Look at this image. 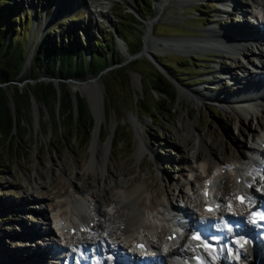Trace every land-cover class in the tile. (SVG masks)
Instances as JSON below:
<instances>
[{
	"label": "rangeland",
	"instance_id": "1",
	"mask_svg": "<svg viewBox=\"0 0 264 264\" xmlns=\"http://www.w3.org/2000/svg\"><path fill=\"white\" fill-rule=\"evenodd\" d=\"M137 1L139 0L126 1L128 3L126 4L123 0H112L107 4V8H100L105 13L103 17L93 14L91 0L10 1L9 8H16L19 16L26 14L29 36L39 29L36 41L47 32L51 38L58 39L60 33L72 30L80 40H85L89 44L83 31L90 30L93 36L99 38L100 33L106 34L107 29H113V24L117 22V17L121 13L134 14L141 22V26L132 31L133 34L132 29H126L125 36L130 39L131 45L126 40L125 46L115 38L120 64L108 67L107 72L122 67L126 85L115 84L108 92L102 79L98 78L103 92L104 120L98 130L97 141L104 145L109 136L111 137L103 174L88 166L93 156L90 150L92 129L88 136L79 135L69 141L67 132L62 128L57 129L56 126L58 106L56 101L44 106L30 99L32 104L30 102L27 110L22 112V124L16 129L17 137L24 138L25 142L19 144L15 150L13 149L15 139L5 145L0 138V249L5 251L0 252V264H32L35 259L25 257L30 251L29 249L23 251L25 244L34 248L32 253L34 258L39 254V249L49 247L51 243L43 242V239L49 236H35L26 241L20 236L21 233L17 232L30 228L36 232L41 229L42 234H45L46 227L53 231L50 206L61 199L57 196L67 195L73 187L81 185L87 186L90 190L100 183L114 187L116 178L125 183L126 189L138 190L141 207L145 206L148 209L145 207L143 209L152 213H147L150 215L145 216L144 223L147 224V221L150 223L149 221L155 219L156 221H153L159 223L160 232L164 230L162 236L164 239V236L169 234L168 226V229L172 226L169 216L162 212V207L156 206L155 202L157 204L168 198L174 206L184 209L185 205L194 200L198 206L194 208L193 215L199 219V212L203 207L200 194L204 178L199 167L202 159H208L206 161L208 163L213 162L211 158L214 157L216 150L220 151L218 159L224 162L230 160V157L240 158L241 155L247 154L251 157L254 154H250V151L256 148L257 144H264L263 112L235 114L212 99L200 97L201 94L231 97L235 90L232 88L233 85L247 71L253 72L250 63L257 62L256 59L250 52L244 50L235 55H228L214 52L209 48L196 49L197 47H191L192 43H189L201 40L205 36L204 31L210 28L228 30L231 33L238 31L242 24L247 31L251 29L254 32L256 27L258 31L262 30L264 21L254 17L252 0H235V14L229 10L231 5H221L225 0H153L147 9L141 5L144 13L147 11L151 13L150 17L145 19H141L137 13ZM48 7L49 13L44 17ZM37 8L38 10L41 8L42 11L35 14ZM222 8H228V11L224 13L220 10ZM53 20L55 21L51 25ZM148 20L153 22H151L153 25L149 24V28L143 24V21ZM149 37L152 40V53L128 60L131 56L128 51L134 50L141 39L140 51L145 39ZM177 43H180L178 49L184 52L176 50ZM258 48L260 47L257 46ZM192 50L195 52H190ZM262 59L258 60L264 64ZM157 60L171 67L167 70L158 64ZM156 74L163 75L173 86L175 104L171 108L168 107L169 111L156 107L154 101L156 95L149 91L146 79L154 78ZM173 77L179 81H175ZM27 82L21 81L18 87L23 89ZM70 85V82H65V89L71 100L77 95L88 105L87 92L84 90L73 92ZM56 91L58 92V88ZM166 91L170 93V89L166 88ZM180 91L189 94L181 95ZM196 96L202 101L195 102ZM141 97L142 101L135 104ZM72 102L74 104L75 101ZM152 106L156 107L154 113L148 112ZM189 120L193 121V135L201 136L206 142L207 149L198 150L195 138L189 137L183 131L181 124ZM134 125L143 130L148 148V151L140 155L136 154L138 140ZM55 133H60L63 139L61 140ZM97 149L99 152L96 156L100 158V153L104 149L101 147ZM198 152L200 156L191 157ZM53 194H56V197H53ZM38 196H40L38 199L43 197L47 199L43 203L33 200ZM33 206L43 208L45 214L43 210L41 216L38 215L36 212L38 208L33 209ZM158 231L155 235H159ZM146 233L143 229L136 231L138 238L135 240L145 243L143 237H146L147 242L152 243V248L155 249L154 239ZM116 238L112 236L107 239L108 245H117ZM126 247L127 244L125 246L120 244L119 248L122 250L120 253H125L124 251L129 249ZM15 249L25 256H21V259L15 257L17 253L12 251ZM190 250L187 249L188 252ZM102 255L104 256V253ZM43 262L41 264H56L52 263L50 258L44 259ZM161 264H168V261L161 260ZM224 264L243 263L236 257L233 260L227 257ZM256 264L260 263L256 260Z\"/></svg>",
	"mask_w": 264,
	"mask_h": 264
},
{
	"label": "bare ground",
	"instance_id": "2",
	"mask_svg": "<svg viewBox=\"0 0 264 264\" xmlns=\"http://www.w3.org/2000/svg\"><path fill=\"white\" fill-rule=\"evenodd\" d=\"M110 1L112 0H91V8L93 9V14H97L103 17L105 13L100 8H107V4L110 3ZM123 1L128 4L126 1L131 0ZM252 2V5L254 6L253 8L255 9L254 16H257V18L264 21V0H252ZM225 3L231 5L230 11L235 14L236 7L234 6L236 5V1L225 0ZM149 26L150 25L148 24V28ZM244 26L245 25L240 24L239 30L233 31L231 33L228 30L225 31L219 28H210L207 31H204L205 36L201 40L192 42L189 41V43H192L190 44L191 47H197L196 49L206 50V48H209L214 52L216 51L228 55H235L239 53V51L241 52L243 50L248 51L257 61L255 63H250L253 67V72L247 71L246 74L242 75L240 79L237 78L239 79L238 81L235 80V82H237L232 87L235 88V90L234 94L231 97H225L221 95L210 96L208 94H201L200 97H202L203 99H212L214 100V102L226 107L227 109L233 111L235 114L240 112H248L253 114L255 111L264 113V64L258 60L260 58L264 59V26H262V30L260 31H258L259 29L258 27H256L257 29H255L254 32H252L251 29L250 31H247V28H245ZM151 41L152 40H150V37L145 39V46L143 50V54L145 56L150 55L153 51ZM256 45L260 48L257 49ZM178 47H180V43L175 44L176 50L180 49H178ZM184 50L186 51L187 49ZM180 51L184 52L181 49ZM190 52L195 51L192 50ZM230 80H232V78H230ZM83 85H70V87L73 92L77 90H84L87 92V101L94 113L96 126L95 132H93V139L90 148L93 156L90 159L88 166L94 168L95 171L103 174L106 168V158L107 154L109 153L111 143L110 136L108 138V141L104 145L99 144L97 141L98 130L101 126V122L104 120L103 92L99 80H94L88 82L84 86ZM180 94L185 95L189 93L180 91ZM197 96L194 97L195 102H201V98H198ZM259 107H261V109ZM181 126L183 127V131L189 137L192 136L195 138L198 150L207 149V145L204 139L199 135H193L192 120L181 124ZM133 128L135 130L136 139L138 140L136 154L140 155L143 152L148 151L144 132L137 125H134ZM97 147H101L104 149L103 152L100 153V158L96 156V153L99 152ZM219 152L216 150L214 154V157L216 159H214V157L211 158L210 156V158L213 159V162L209 161L210 163L206 162L208 159H202L201 161L199 158H197L201 161L199 167L201 168L203 172L202 174L204 176H202V178H204L202 179L204 183L202 192L206 191L208 193V201L219 205L216 213L220 215V218L223 219L226 217H234L236 221L241 222V227H243L245 222H243L241 216L246 213L247 209L252 204H236L234 200L235 194L236 191H241L247 196L248 201H252V199H254V202H257L261 198H264V144H257V147L250 151V154L258 156L259 159H255V156L247 157L246 155H241L240 158L230 157V160L224 162L221 161L222 159H218V155H220L218 154ZM198 156H200L199 152L194 157H191L196 158ZM124 185V182H121L116 178L114 187H109V185L106 183H100L96 188L90 190V188H87V186L81 185L73 187L72 191L67 195L57 196L58 198L61 197V199L58 200V202L56 201V203H54L53 205H49L51 207L50 215L52 226L54 229L53 231L48 230L46 227L44 228L46 229L44 230L45 234H42L43 231L41 229H38V231L36 232L34 231V229L32 231V229L30 228L23 229V231L21 229L20 232H17L18 234L21 233L22 235L20 234V236H22V238H24L26 241H29L31 237L35 236H49L43 239V242L51 243L50 245H48L49 247H45L43 245L44 247L42 246L43 248L39 249V254L34 258L32 257L34 248L29 244H25L22 249L23 251L29 249L30 251L28 252V254H26L25 256V254L21 253L18 249V251L15 249L12 250L13 253H17V256L15 257L20 258L24 255L25 257H31L35 259L33 262H31L32 264H41L38 259H48L47 257L53 248L64 245L69 248H75L80 253L79 256H75L77 258V262L75 264H130L129 262L134 264V262L138 261L139 258L143 256H146L149 259V261L145 262L144 264H161V260L162 262H164L165 260L168 261V264L225 263L227 256L223 253L222 250H218L214 253L210 251H203L201 248H197L195 243H191L187 240V231L191 227L196 225L208 224L211 226L212 230L215 231L217 224L211 223L208 220L209 218H212L215 213H205L201 211L199 212V214H202L204 219L197 220V218L193 216L194 208L198 206V204H196V201L194 200L190 201L187 206L185 205L184 209H180L174 206V204L168 198L165 200L163 199V201L161 202L159 201L157 204L155 202L156 206L162 207V212H164L167 216H170L171 214L174 218H176V216H179L181 217V220H183L182 223L174 219L176 223H174V225L172 224L171 228L176 231L185 233L184 237L182 238L181 236H178L175 240L168 242L165 238L162 239L164 230H162L163 232H160L161 230H159L158 228L159 223H156L155 219H153L155 221H149L150 223H148V221L147 224L144 223L145 216L152 213L146 212V210L143 209L145 206L143 208L141 207V202H139L140 193L138 192V190L126 189ZM55 188L56 187H54V189ZM255 190L261 191V194L263 196L261 197L257 192H255ZM55 195L53 194V197ZM40 196L33 198V200L38 201L39 203H43V201H46V199L48 198V195H46L47 198L43 197L41 199H38ZM201 199L204 200V198ZM204 205H207V203H203V206ZM32 208H38L36 211L38 215H40V213H42V211L44 210L43 208H39L37 206H33ZM159 212L160 211H158V213ZM43 214H45V210ZM246 217L247 216H245V219ZM42 218H44V216H42ZM180 226L182 227L181 229ZM71 228L74 229L73 234H70L69 232ZM80 228L84 229L83 235L79 232ZM141 229L145 230L149 234V237H152V239H154V244L156 245L158 250H156L155 245V249L152 248V243H148V239L146 240V237H143L145 243H147L145 251L137 250L135 247L131 248V246H135V244L138 242L137 240H135L136 238H138L136 235V231ZM156 231L160 232L159 235H155ZM40 233L42 235H40ZM170 234L171 232L167 235ZM237 234L238 231L235 232L233 236ZM167 235H165L164 237H166ZM112 236L117 237V245L110 246L106 243V239H109ZM228 239L229 237L225 238L224 236L222 240L223 244H227ZM258 242V238L254 237L253 247L251 248L254 258L247 255L244 256V248H246L248 251H250V249L248 248L246 241H243L242 239H238L234 246H230L232 250L231 252L235 257L239 255L243 264H256V260L260 264H264V249L262 250L257 248V246L259 245ZM58 243L59 245H57ZM120 244L124 246L126 244L128 245V247L126 248H129L131 252L129 257L125 255L120 256L116 253V248H119ZM187 249H191L192 252H188ZM87 250L89 251V254H92L89 255V261L85 259V252ZM159 250H162V252H159ZM0 252L5 251L0 249ZM102 252H104V255L107 256V258L104 259V262L102 259H99V257H102ZM135 254H137L138 257H135ZM68 256L72 258L73 254L70 253ZM130 257L132 258L130 259ZM252 259H254L253 262ZM59 261L63 262L67 260L63 259L62 261ZM56 264H58V261L56 262Z\"/></svg>",
	"mask_w": 264,
	"mask_h": 264
},
{
	"label": "trees",
	"instance_id": "3",
	"mask_svg": "<svg viewBox=\"0 0 264 264\" xmlns=\"http://www.w3.org/2000/svg\"><path fill=\"white\" fill-rule=\"evenodd\" d=\"M10 1L0 0V138L3 139L5 145L15 139L14 150L19 144L25 142L24 138L17 137L16 129L22 124L21 114L29 107L30 98L44 106L50 102L58 103L55 117L56 126L57 129L62 128L67 132L69 141L79 135L88 136L93 122L87 105L83 98L76 95L73 108L71 97L65 89V82L67 80L83 81L87 77H95L100 74L104 88L108 92L115 84L125 86L126 77L122 67L102 72L110 66L120 64L115 48V38L125 46H127L126 40L131 45L130 39L125 36L126 29H132L131 33L133 34L141 26V22L134 14L121 13L117 17V22L113 24V29L106 28L107 36L100 33L98 38L93 36L90 30L83 31L89 44L85 40H80L76 33H72V30L60 33L58 39L51 38L47 32L36 41L39 29L29 36L25 20L26 14L19 16L16 8H9ZM152 2L153 0L136 2L137 13L141 19L151 15L149 11L144 13L141 5L147 9ZM49 10V7L45 10L44 17L48 15ZM39 11L42 9H35V14ZM54 21L51 22V25ZM77 31L79 32L80 28ZM140 46L141 39L134 50L128 51V53L136 54ZM86 52L88 56H86ZM30 53L28 63L24 66ZM184 61L186 62V59ZM157 62L167 70L171 67L164 62L158 60ZM39 78L56 80L58 92L51 81H37ZM173 79L179 81L175 77ZM23 80L28 82L23 89H20L18 84ZM146 81L150 93L154 92L156 95L154 100L156 107L163 111H169L175 104V92L171 82L159 74H156L154 78H147ZM2 84L6 86L3 88ZM165 87L170 89L169 94ZM7 94L10 95L12 110L9 107ZM141 101L142 97L137 99L135 104ZM156 107L152 106L148 112L154 113ZM56 135L61 140L63 139L60 133Z\"/></svg>",
	"mask_w": 264,
	"mask_h": 264
},
{
	"label": "water",
	"instance_id": "4",
	"mask_svg": "<svg viewBox=\"0 0 264 264\" xmlns=\"http://www.w3.org/2000/svg\"><path fill=\"white\" fill-rule=\"evenodd\" d=\"M151 22H152L151 20H148V21H145V22L143 21V24H145V25L147 26V25L150 24ZM166 40H167V39H166ZM144 46H145V45H144V43H143L142 49H141L139 52H137L136 54L131 55L130 57H128V60L133 59V58H139V57L143 56ZM30 55H31V53L28 55L27 60H26L24 66L27 65V63H28V59H29ZM106 71H108V68L105 69L102 73H104V72H106ZM99 77H100V74L97 75V76H95V77H87V79H86L85 81H74V80H67V81L70 82L71 85H83V84H85L86 82H91V81H94V80H98ZM37 81H44V82L51 81L52 84H53V86L56 88V80H49V79H46V78H39ZM30 82H31V81H30ZM32 82H33V81H32ZM18 85H19V84H18ZM1 86L4 88L6 85H5V84H2ZM85 94H86V93H85ZM7 95H8V100H9V107H10V109L12 110V102H11V100H10V95H9V94H7ZM30 99H32V98H30ZM72 100H74V99H72ZM86 101H87V96H86ZM30 102H31V100H30ZM87 102H88V101H87ZM31 104H32V102H31ZM72 104H73V102H72ZM73 108H74V104H73ZM87 108H88V112H89V114H90V116H91V119H92V122H93V127H92V133H93V132H95V129H96V126H95V116H94V113H93V111H92L91 106L89 105V103H88V105H87Z\"/></svg>",
	"mask_w": 264,
	"mask_h": 264
},
{
	"label": "snow or ice",
	"instance_id": "5",
	"mask_svg": "<svg viewBox=\"0 0 264 264\" xmlns=\"http://www.w3.org/2000/svg\"><path fill=\"white\" fill-rule=\"evenodd\" d=\"M241 202H243V201H241ZM208 210L210 211L211 209H208ZM192 239L199 240V239H200V237H199V236H194V237H192ZM205 246H207V245H205Z\"/></svg>",
	"mask_w": 264,
	"mask_h": 264
}]
</instances>
